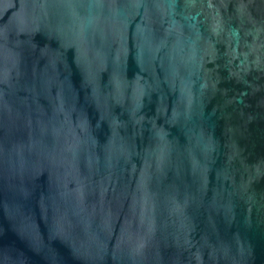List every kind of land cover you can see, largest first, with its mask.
<instances>
[{
  "label": "water",
  "instance_id": "95a60500",
  "mask_svg": "<svg viewBox=\"0 0 264 264\" xmlns=\"http://www.w3.org/2000/svg\"><path fill=\"white\" fill-rule=\"evenodd\" d=\"M0 264H264V0H0Z\"/></svg>",
  "mask_w": 264,
  "mask_h": 264
}]
</instances>
